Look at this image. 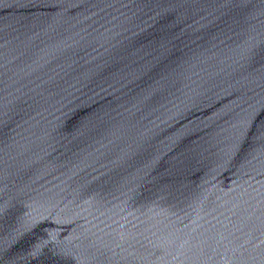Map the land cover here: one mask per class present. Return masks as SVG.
I'll return each mask as SVG.
<instances>
[{
	"label": "water",
	"instance_id": "water-1",
	"mask_svg": "<svg viewBox=\"0 0 264 264\" xmlns=\"http://www.w3.org/2000/svg\"><path fill=\"white\" fill-rule=\"evenodd\" d=\"M0 264H264V0H0Z\"/></svg>",
	"mask_w": 264,
	"mask_h": 264
}]
</instances>
